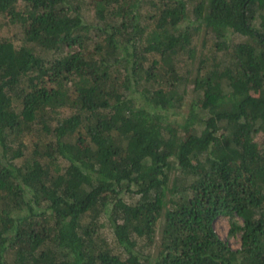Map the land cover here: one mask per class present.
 <instances>
[{
	"label": "trees",
	"instance_id": "16d2710c",
	"mask_svg": "<svg viewBox=\"0 0 264 264\" xmlns=\"http://www.w3.org/2000/svg\"><path fill=\"white\" fill-rule=\"evenodd\" d=\"M2 26L0 264H264V0H0Z\"/></svg>",
	"mask_w": 264,
	"mask_h": 264
},
{
	"label": "rangeland",
	"instance_id": "374dc122",
	"mask_svg": "<svg viewBox=\"0 0 264 264\" xmlns=\"http://www.w3.org/2000/svg\"><path fill=\"white\" fill-rule=\"evenodd\" d=\"M190 9H192V7L190 6ZM192 14H190V18H192ZM190 24L188 21H185L183 23V25H188ZM0 35H4V36H12L14 37L15 36V32L13 30H11L10 27H6V26H2L0 28ZM211 36L209 35L208 36V42L205 46L202 47L201 45V40L198 39V38H195L193 39L194 43H197V46H198V49H199V56H211L212 54H215V51L212 47V41L210 40ZM16 39V38H15ZM232 41L233 43L235 42H238L242 39V37L240 36H237V35H233L232 36ZM224 52H218V55H223ZM184 58H186L185 56H183ZM183 71H184V68H183ZM192 86V84H191ZM189 97L186 98L185 102H184V106H183V109L186 110L187 109V105L189 103ZM62 115H66V111H64L62 113ZM173 118V117H172ZM262 135H257L256 138H255V141L257 143H262ZM26 148H25V151L26 153H30L31 149H32V142L30 140V138H28L27 142H26ZM126 199H128V196L126 195L125 196ZM235 222H237L239 225L242 224V220L239 218V217H234L233 219ZM214 228H215V231L217 232V234L220 236V238L224 241L227 242V244L232 248V249H237L239 248L240 246V235L238 232H232L231 231V224H230V220L228 219V217H225V216H219L215 219L214 221ZM108 241L112 243V240H113V236L111 234V231L110 229H107L105 228V234H104Z\"/></svg>",
	"mask_w": 264,
	"mask_h": 264
}]
</instances>
